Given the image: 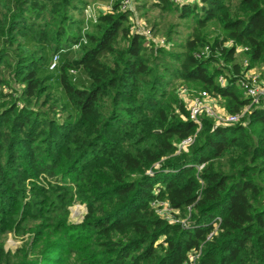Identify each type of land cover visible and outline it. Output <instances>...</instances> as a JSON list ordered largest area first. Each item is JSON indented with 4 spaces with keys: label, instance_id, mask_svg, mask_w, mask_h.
Wrapping results in <instances>:
<instances>
[{
    "label": "trees",
    "instance_id": "1",
    "mask_svg": "<svg viewBox=\"0 0 264 264\" xmlns=\"http://www.w3.org/2000/svg\"><path fill=\"white\" fill-rule=\"evenodd\" d=\"M140 2L186 37L171 23L168 48L148 43L117 1L87 21L89 0H0V264H264V106L197 131L174 89L239 114L238 82L264 67V0Z\"/></svg>",
    "mask_w": 264,
    "mask_h": 264
},
{
    "label": "built area",
    "instance_id": "2",
    "mask_svg": "<svg viewBox=\"0 0 264 264\" xmlns=\"http://www.w3.org/2000/svg\"><path fill=\"white\" fill-rule=\"evenodd\" d=\"M119 3L121 11L128 12L130 14V32L142 35L146 38L147 42H153L158 46L169 47V45L164 41L163 38L154 37L151 28L148 26L146 19L139 16L137 12V0H112ZM110 1L107 6L102 7V12L111 11ZM175 5L182 4H197L201 0H170ZM91 6L88 5L84 10V17L88 20H94L96 15L93 16L91 12ZM100 10V5H98ZM92 11H95L92 9ZM89 13V14H87ZM87 14V15H86ZM232 45L231 41H228L225 46ZM77 46L74 47L76 49ZM245 48L237 47L236 53H241L245 51ZM210 47L205 46L199 52L195 53V57L198 59H207L210 55ZM59 61V55H54L49 63V71H54ZM74 74V71H71ZM218 82L221 85H225L226 81L223 77L218 78ZM238 86L241 89L244 97L249 100V104L245 106L239 114H229L225 111L222 106V101L219 97L213 96L206 91H194L191 92L186 87L182 86L180 83L176 87L177 96L183 100L186 110L188 112L189 120L193 121L197 125V131L201 128V118L206 117L213 121L215 127H226L238 124L246 113L250 111L251 108L264 106V67L253 68L247 70L243 77L238 82ZM193 142L192 138H187L178 145V149H186ZM156 213L170 221L178 222L177 219L173 218L172 210L169 208L167 203L158 202L155 204ZM182 222V221H181ZM183 223V222H182ZM189 256L192 261L193 256Z\"/></svg>",
    "mask_w": 264,
    "mask_h": 264
},
{
    "label": "rangeland",
    "instance_id": "3",
    "mask_svg": "<svg viewBox=\"0 0 264 264\" xmlns=\"http://www.w3.org/2000/svg\"><path fill=\"white\" fill-rule=\"evenodd\" d=\"M108 3H109L108 0L107 1L89 0V5L91 6V8L94 9V7H95V11H92V9H91V12H89V13L93 16L99 14V12H102L101 11L102 7L107 6ZM98 5H100V10L98 9ZM137 12L139 15H142V17L146 19L149 27H152L154 25V23L158 24L157 28H153L154 33H155L154 37L163 38L161 31L164 28H166L168 26V24H171V23L178 26V28H177L178 36H180L181 39H184L187 35L188 28L181 21H179L176 18V16H166L165 17L160 12L152 9L150 3H148L146 8H143L142 2H140V0H137ZM89 13H87V14H89ZM77 79H83L82 74L78 73ZM179 83L182 86L189 89L191 92L196 91L194 88L190 87L189 85H187L185 83L177 82L174 86L175 92H176V87L179 85ZM84 213H85V208L82 205L75 204L72 207H70L69 219L74 223H79L80 221H82ZM182 222L184 223V220H182ZM21 243L22 242L19 239H16L12 235H9L7 237V240L5 243V249L14 251V250H16V248H18L21 245ZM191 258H192V256H191Z\"/></svg>",
    "mask_w": 264,
    "mask_h": 264
}]
</instances>
